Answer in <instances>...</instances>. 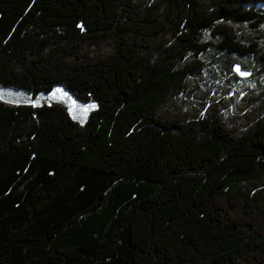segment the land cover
<instances>
[{
    "label": "trees",
    "instance_id": "trees-1",
    "mask_svg": "<svg viewBox=\"0 0 264 264\" xmlns=\"http://www.w3.org/2000/svg\"><path fill=\"white\" fill-rule=\"evenodd\" d=\"M0 84L97 105L0 99V264H264V0H0Z\"/></svg>",
    "mask_w": 264,
    "mask_h": 264
},
{
    "label": "rangeland",
    "instance_id": "rangeland-1",
    "mask_svg": "<svg viewBox=\"0 0 264 264\" xmlns=\"http://www.w3.org/2000/svg\"><path fill=\"white\" fill-rule=\"evenodd\" d=\"M218 56L215 51H210L204 55L206 61H213ZM245 66L236 65L233 74L229 75V81L233 83L234 92L231 95L239 94L244 91L245 86L249 83L247 81L249 72L244 68ZM219 73L210 70L207 74L209 81H221ZM222 85L218 84L217 93L222 91ZM0 99L10 104H28L34 107L62 105L67 108L71 118L79 123L84 124L91 111L96 109L97 105L94 102H80L70 92L63 87H56L49 94H39L33 96L32 94L14 88H6L0 84Z\"/></svg>",
    "mask_w": 264,
    "mask_h": 264
}]
</instances>
